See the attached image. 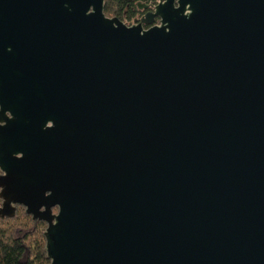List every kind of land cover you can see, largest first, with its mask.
<instances>
[{
  "label": "water",
  "instance_id": "obj_1",
  "mask_svg": "<svg viewBox=\"0 0 264 264\" xmlns=\"http://www.w3.org/2000/svg\"><path fill=\"white\" fill-rule=\"evenodd\" d=\"M0 171L48 264H264V0H0Z\"/></svg>",
  "mask_w": 264,
  "mask_h": 264
},
{
  "label": "trees",
  "instance_id": "obj_2",
  "mask_svg": "<svg viewBox=\"0 0 264 264\" xmlns=\"http://www.w3.org/2000/svg\"><path fill=\"white\" fill-rule=\"evenodd\" d=\"M158 0H104V12L133 23L140 12L138 2L154 5ZM1 173V171H0ZM0 203L3 200L0 198ZM0 204V205H1ZM47 222L34 219L23 206L13 217L0 216V264H47Z\"/></svg>",
  "mask_w": 264,
  "mask_h": 264
},
{
  "label": "flooded vegetation",
  "instance_id": "obj_3",
  "mask_svg": "<svg viewBox=\"0 0 264 264\" xmlns=\"http://www.w3.org/2000/svg\"><path fill=\"white\" fill-rule=\"evenodd\" d=\"M158 3H159V0H158L157 3L154 4V5H148V4H147V5H148L147 8L139 9L140 12H139L138 15L135 17L133 23H127V24L132 25V24H134V23L139 22V21L141 20V18L145 15V13H147L148 11H152V10H154L155 5H157ZM145 4H146V3H145ZM159 20H160V18H159V17H156V18H155V22H154V24L159 23ZM144 27H148V26L144 24Z\"/></svg>",
  "mask_w": 264,
  "mask_h": 264
},
{
  "label": "rangeland",
  "instance_id": "obj_4",
  "mask_svg": "<svg viewBox=\"0 0 264 264\" xmlns=\"http://www.w3.org/2000/svg\"><path fill=\"white\" fill-rule=\"evenodd\" d=\"M1 204V203H0ZM0 207H2V204L0 205ZM48 264V263H47Z\"/></svg>",
  "mask_w": 264,
  "mask_h": 264
}]
</instances>
